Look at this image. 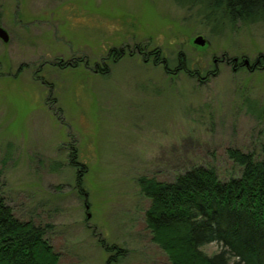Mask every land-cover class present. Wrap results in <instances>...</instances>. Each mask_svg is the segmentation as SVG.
Wrapping results in <instances>:
<instances>
[{"label":"rangeland","instance_id":"1","mask_svg":"<svg viewBox=\"0 0 264 264\" xmlns=\"http://www.w3.org/2000/svg\"><path fill=\"white\" fill-rule=\"evenodd\" d=\"M0 27L9 37L0 39V190L15 218L52 226L59 264H106L112 253L99 240L126 250L119 264H168L136 180L172 181L194 165L239 176L226 150L259 151L264 125L244 104L264 103V70L228 61L264 58V23L211 36L172 0H0ZM136 46L158 50L171 68L180 57L200 78L215 75L168 77ZM119 49L112 64L108 52ZM71 147L86 168L88 207L74 188Z\"/></svg>","mask_w":264,"mask_h":264},{"label":"trees","instance_id":"2","mask_svg":"<svg viewBox=\"0 0 264 264\" xmlns=\"http://www.w3.org/2000/svg\"><path fill=\"white\" fill-rule=\"evenodd\" d=\"M172 1L181 9L194 10L211 36H221L226 30L237 31L239 26L264 23V0ZM133 49L145 62L151 59L153 65H161L168 77L185 73L201 82L216 72L213 68L200 78L180 57L175 68H171L158 50L146 52L140 46ZM124 51L110 50L108 61L117 63ZM239 60L241 66L230 63L234 71L264 70V62L259 68L248 69ZM70 63L68 67H72ZM78 64H73V68ZM95 68L101 75L108 73L106 65L96 64ZM245 100L247 113L264 125V103L251 98ZM77 153L76 148H70L69 164L79 168L74 188L88 207L83 188L86 168L77 161ZM226 154L240 169L239 176L220 179L214 168L194 165L172 181H160L152 176H140L136 180L140 194L149 201L144 212L146 229L151 242L166 255L168 264H264V135L257 153L228 148ZM52 169L59 168L52 166ZM6 201L0 190V264H59V254L46 238L52 226L18 220ZM99 243L112 253L106 264H119L126 255V250L120 247L109 246L104 240ZM213 243L220 249L207 254L204 248Z\"/></svg>","mask_w":264,"mask_h":264},{"label":"water","instance_id":"3","mask_svg":"<svg viewBox=\"0 0 264 264\" xmlns=\"http://www.w3.org/2000/svg\"><path fill=\"white\" fill-rule=\"evenodd\" d=\"M0 39L4 42V43H7L8 42V34L7 32L0 27ZM195 44H198L199 46H203L204 45V40L201 38V37H198L195 41H194ZM234 62L237 61V58H234L233 59ZM243 65L244 66H249V61L247 59H244L243 60Z\"/></svg>","mask_w":264,"mask_h":264},{"label":"flooded vegetation","instance_id":"4","mask_svg":"<svg viewBox=\"0 0 264 264\" xmlns=\"http://www.w3.org/2000/svg\"><path fill=\"white\" fill-rule=\"evenodd\" d=\"M239 59H240V58H239ZM239 59H238L236 62H233L232 59H230V60H229V64H230V63H233V66H236V67H237V66H241V65H240L241 63H240V60H239ZM242 60H243V59H242ZM261 62H262V63L264 62V58H262L261 56H260V57H257L256 59H254L253 62H250V61H249L248 69L252 68V66H253V67L256 66V68H259V66L262 64ZM251 63H253V64H251ZM230 65H231V64H230ZM233 66H231V67L233 68Z\"/></svg>","mask_w":264,"mask_h":264}]
</instances>
